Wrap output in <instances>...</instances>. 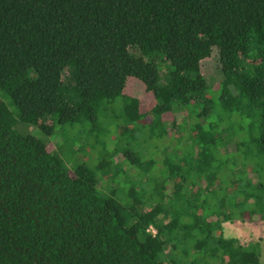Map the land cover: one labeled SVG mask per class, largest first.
I'll use <instances>...</instances> for the list:
<instances>
[{
  "label": "trees",
  "instance_id": "trees-1",
  "mask_svg": "<svg viewBox=\"0 0 264 264\" xmlns=\"http://www.w3.org/2000/svg\"><path fill=\"white\" fill-rule=\"evenodd\" d=\"M2 96L41 135L80 123L79 148L117 107L97 184L121 162L145 185L99 194ZM262 219L264 0H0V264H264L260 237L222 230Z\"/></svg>",
  "mask_w": 264,
  "mask_h": 264
},
{
  "label": "rangeland",
  "instance_id": "rangeland-1",
  "mask_svg": "<svg viewBox=\"0 0 264 264\" xmlns=\"http://www.w3.org/2000/svg\"><path fill=\"white\" fill-rule=\"evenodd\" d=\"M215 61L216 56L214 53V50H212V53L208 56L202 59L200 64L201 71L207 76V80L209 82H214L217 80L216 73H215ZM162 69H160V72L162 74ZM66 73V71H64ZM63 73V74H64ZM65 93V90H64ZM65 97H69V99L75 100L78 98L76 93L73 91L71 94L66 93ZM70 94V95H69ZM3 100L5 101L8 109L11 111L13 117H14V123L12 125V128L22 134H29L32 133L34 135L40 136L43 140L46 139L48 146L52 151L55 152V154L60 157L63 163L66 164V166H73L76 164H82L81 166H84L87 171H89V174H91L94 179H96V187L101 195H111L114 197L117 201H119L122 205L128 204L129 198L126 194V188L131 183H133L135 186L141 185L144 186L145 184L142 181L141 178H138L139 175L133 174L134 167H125L123 163L119 162L117 164V167H123V173L121 174L120 178H112L110 179H101L99 185L97 184L98 177L101 175L100 169L96 168L95 164L98 162L99 156L101 155V151L98 154V149L100 145L102 146V138L105 136L107 142H104L106 145V149H111L115 142H111V138H109V133L105 135V131L111 132L113 130V126H111L112 122L115 121L113 118V111L117 112V107H112L110 104L105 108L104 111L100 109V113L97 116V122L99 125H97V138L98 142L97 147L91 148L88 147L87 144L85 146L78 147V132H76V128H78V123H70V122H58L54 119L53 127L51 130V133L47 136L41 135L38 132V129L36 125L33 123H29L26 121H22L19 119L18 113L15 110V107L10 103V100L6 96H2ZM103 127V128H102ZM81 128V127H79ZM77 135L75 136V134ZM141 137V148H144V150H148V147H150V138L144 135ZM112 137V136H111ZM104 140V139H103ZM145 141V142H144ZM135 144L138 143V139H135ZM114 143V144H113ZM120 143V142H119ZM125 139H121V146L124 145ZM132 144V143H131ZM119 145V147H120ZM121 154L116 153L113 155V158L115 161L121 160ZM128 173L131 175V179L128 178ZM135 176V177H134ZM134 177V178H133ZM148 181L146 184H150V175H147ZM143 180H145L143 178ZM222 230L224 234H230L233 236H236L240 240H247L250 238H256L260 237V245H261V253H260V261L264 263V220H257V221H222Z\"/></svg>",
  "mask_w": 264,
  "mask_h": 264
},
{
  "label": "built area",
  "instance_id": "built-area-1",
  "mask_svg": "<svg viewBox=\"0 0 264 264\" xmlns=\"http://www.w3.org/2000/svg\"><path fill=\"white\" fill-rule=\"evenodd\" d=\"M148 228H149V230H150V232H151L152 234L155 232V229H154L153 226L149 225Z\"/></svg>",
  "mask_w": 264,
  "mask_h": 264
}]
</instances>
